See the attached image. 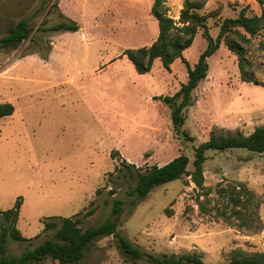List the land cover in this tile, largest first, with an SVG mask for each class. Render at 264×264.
<instances>
[{
  "label": "rangeland",
  "instance_id": "374dc122",
  "mask_svg": "<svg viewBox=\"0 0 264 264\" xmlns=\"http://www.w3.org/2000/svg\"><path fill=\"white\" fill-rule=\"evenodd\" d=\"M152 1L65 0L80 29L56 33L36 29L60 21L56 9L47 5L31 14L37 0H0V24L33 15L31 36L15 48H0V103L13 105L12 114L0 118V210L20 200L16 226L26 238L8 236L7 258L54 240L55 229L43 231L44 221L77 217L85 229L110 220L115 199L123 202L117 231L155 256L196 252L205 264H222L234 251L264 252V153L209 149L203 188L183 175L154 187L137 204L130 202L136 171L180 154L188 156L192 171L195 147L212 130L249 134L264 124L262 29L246 56L252 81L241 79L236 55L221 43L208 58L207 76L192 91L184 125L176 132L163 98L186 82V64L177 58L167 70L155 58L150 71L140 74L124 53L156 39ZM183 1L164 0L175 21ZM243 6L259 15L264 0H206L202 12L213 15L207 20L209 33L215 37L222 19L235 17ZM206 46L199 30L183 50L191 67ZM121 159L134 165L132 171L120 169ZM239 181L254 194L242 208L244 224L229 197L217 191ZM124 263L156 264L123 254L113 235L93 241L70 264ZM32 264L59 263L46 257Z\"/></svg>",
  "mask_w": 264,
  "mask_h": 264
},
{
  "label": "trees",
  "instance_id": "16d2710c",
  "mask_svg": "<svg viewBox=\"0 0 264 264\" xmlns=\"http://www.w3.org/2000/svg\"><path fill=\"white\" fill-rule=\"evenodd\" d=\"M57 1L39 0L38 3L40 9L47 5L56 8ZM205 5L206 0H184L179 10L178 21H175L167 14L168 8L165 6L164 0H153L151 15L158 24L156 39L149 45L129 48L124 51L140 74L150 71L155 58H160L162 65L167 70H170L171 63L177 58H181L186 64V82L182 83L172 96L163 98L164 102L171 107V121L177 133L181 131V127L184 125L183 109L191 104L192 91L207 76L208 58L219 49L221 43H224L236 55L241 79L252 81L248 79L246 56L253 37L264 29V9L259 15H250L248 14V7L243 6L235 17L222 19L218 25L217 35L213 37L209 33L207 25V20L213 15L212 12H202ZM37 9L34 12H38ZM31 16L33 15H23L16 22L6 26L0 24V27L5 26L3 30L0 29V48H15L31 36L33 32V27L30 25ZM59 16L61 17L60 21L45 27L38 26L36 29L43 32L77 31L79 29L76 21L63 15ZM199 30L202 31L207 46L200 53L194 66L191 67L183 57V50L193 43ZM43 56L46 58L47 54ZM12 112L13 105L10 102L0 103V118L12 114ZM183 135L186 139L193 140V137L189 136L185 130H183ZM232 148H245L253 152L264 153V124L257 126L249 134H243L239 131L217 133L212 130L208 140L195 147L192 162L194 169L192 171L187 169L189 158L185 154H180L163 165H152L145 172L136 171V183L129 192L130 195H133L130 200L131 204L140 202L154 187L179 179L183 175L189 176L196 187L203 188L202 164L206 159L205 152L209 149L223 151ZM121 162L120 169L125 167L132 171L134 166L132 163L124 159H121ZM217 191L229 197L230 203L234 206L233 212L243 220L241 224H244L242 208H246L253 201V192L241 181L230 183L225 187L221 186ZM122 203L120 199H115L112 208L113 217L94 227L83 229L79 226L80 218L77 217H63L59 218L60 221L58 218L44 221L43 231L55 229V239L46 240L34 248H28L17 258H7L5 254L8 236L13 240H26L16 226L21 204L20 200H17L13 208L0 210L2 216L0 223V264H32L38 263L46 257H51L59 264L74 263L82 258L84 251L89 248L93 241L108 235L116 237L117 247L123 254L134 260L145 257L149 262L156 264H205L201 255L196 252L155 256L135 246L126 236L117 231L118 214L121 211ZM198 204L199 207L204 208L202 202L198 201ZM222 264H264V252L242 255L240 251H234L230 260Z\"/></svg>",
  "mask_w": 264,
  "mask_h": 264
},
{
  "label": "crops",
  "instance_id": "0c3cea01",
  "mask_svg": "<svg viewBox=\"0 0 264 264\" xmlns=\"http://www.w3.org/2000/svg\"><path fill=\"white\" fill-rule=\"evenodd\" d=\"M39 2V0H37V5H36V7L34 8V10L35 9H37V10H42V8L40 9V4L38 3ZM65 0H58L57 1V7L56 8H54V10L56 9L57 10V12H58V14L59 15H63V16H65V17H67L68 19H71L68 15V13H67V6L65 5ZM152 4H153V1H152V3H150V7H149V10H150V13H151V7H152ZM47 7V6H46ZM49 7H50V5H49ZM100 6H97V9L99 8ZM45 8V7H44ZM34 10L31 12V13H35L34 12ZM38 11V12H39ZM72 20V19H71ZM79 25V24H78ZM79 29H80V25H79ZM78 29V30H79ZM64 31H66V30H64ZM61 32H63V31H61ZM56 33H58V32H56Z\"/></svg>",
  "mask_w": 264,
  "mask_h": 264
}]
</instances>
